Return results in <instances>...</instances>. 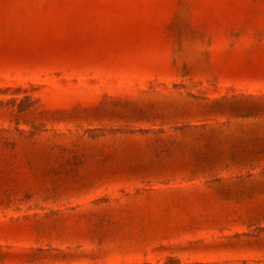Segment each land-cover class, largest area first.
Masks as SVG:
<instances>
[{
    "label": "rangeland",
    "instance_id": "374dc122",
    "mask_svg": "<svg viewBox=\"0 0 264 264\" xmlns=\"http://www.w3.org/2000/svg\"><path fill=\"white\" fill-rule=\"evenodd\" d=\"M0 264H264V0H0Z\"/></svg>",
    "mask_w": 264,
    "mask_h": 264
}]
</instances>
